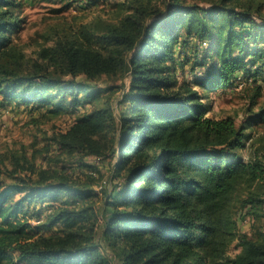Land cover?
<instances>
[{
	"label": "trees",
	"instance_id": "1",
	"mask_svg": "<svg viewBox=\"0 0 264 264\" xmlns=\"http://www.w3.org/2000/svg\"><path fill=\"white\" fill-rule=\"evenodd\" d=\"M22 3L0 0L1 98L53 116L94 104L47 138L69 157L109 154L116 182L101 191L99 244V191L64 168L36 169L25 158L15 160L29 176L0 191V264H110L103 246L118 247L121 264H264V233L242 237L239 252L225 256L234 226L229 195L242 181L264 180V160L245 161L239 152L250 137L244 130L264 119V109L237 126L231 116H207L204 101L209 90L236 87L237 74L247 78L264 68L263 4L124 0L117 21L82 31V39L59 38L30 61L12 38L21 27ZM187 48L186 59L204 69L193 81L175 75L178 54ZM102 76L122 80L117 115L110 97L115 87H99ZM61 199L74 205L30 224L25 213L31 204ZM57 223L49 234L37 229Z\"/></svg>",
	"mask_w": 264,
	"mask_h": 264
},
{
	"label": "rangeland",
	"instance_id": "2",
	"mask_svg": "<svg viewBox=\"0 0 264 264\" xmlns=\"http://www.w3.org/2000/svg\"><path fill=\"white\" fill-rule=\"evenodd\" d=\"M22 1L18 12L19 17L22 18L21 27L12 33V38L28 60L34 61L38 59V52L42 48L52 46L59 38L72 37L77 34L82 39V31L117 21L123 14L120 4L124 0H95L91 1L92 3L86 0ZM213 1L215 0H186V3L195 2L201 6H209V3ZM257 1L263 4L262 13L264 14V0ZM190 50L187 48L185 52L181 51L178 54L179 63L176 65L175 75L179 80L193 81L202 77L203 67L192 63L193 57L186 59ZM67 78L70 77H64V79ZM77 80L84 79L79 77ZM235 80L236 87L207 91L208 98L204 101L210 104L207 116L212 118L231 116L238 126L245 124L253 112L264 109V68L254 74H249L247 78L239 73ZM242 80L244 84L241 82ZM96 82L99 87L106 90L105 88L109 86H114V89L118 88L121 86L122 80L102 76ZM125 82L127 84L128 79ZM114 89L110 93L111 107L117 115L118 109L123 106V104L117 106L118 101L125 89H121V87ZM198 89L203 92L200 88ZM104 94L106 96L107 92ZM93 105L83 103L77 105L73 110L69 108V110H64L65 112L53 116L45 108H38L31 104H15L14 102L6 104L0 96V191L9 185L24 184L23 181L28 179L29 171L16 167L15 160L19 159L20 162H23V158H25L36 169L64 168L65 173L80 184L89 185L94 192L99 191L95 197L94 211L97 216L98 238L96 240L99 244H103L101 227L104 216L102 209L104 192L101 191L105 186L110 188L111 182L112 184L116 182L111 178L115 159L112 160L109 154L100 156L75 154L69 157L62 154L56 146H50L47 138L56 131L68 128L77 114L87 112ZM244 132L250 134V137L246 139L245 146L239 150L243 159L245 161L257 158L264 160V119L246 128ZM30 176L33 177L34 174L30 173ZM253 196H256L260 201L252 203L246 201ZM18 197L20 194L14 195L15 200ZM65 203L62 199L37 202L31 204L25 215L30 224L35 227L39 222H45L46 218L58 208L74 205ZM228 203V214H230L234 226L231 229L233 233L229 236L225 256L233 257L240 250L239 242L242 237L255 239L259 237V234L264 233V180L251 183L242 181L229 195ZM31 213L38 215L32 217ZM37 217H39V221H37ZM60 226L57 223L51 229H47L45 226L37 229L49 234ZM102 250L110 264H121L118 247L103 246ZM13 254L16 258V253L13 252ZM20 264L28 263L23 261Z\"/></svg>",
	"mask_w": 264,
	"mask_h": 264
}]
</instances>
